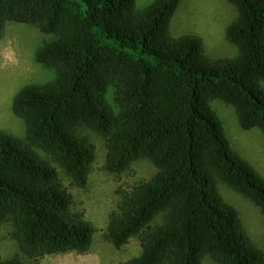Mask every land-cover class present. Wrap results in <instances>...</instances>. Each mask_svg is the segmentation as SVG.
<instances>
[{"label": "trees", "instance_id": "1", "mask_svg": "<svg viewBox=\"0 0 264 264\" xmlns=\"http://www.w3.org/2000/svg\"><path fill=\"white\" fill-rule=\"evenodd\" d=\"M180 1L139 10L134 0H0V38L7 24L52 37L34 56L52 79L11 103L24 138L0 130V227L10 223L28 261L91 247L92 225L71 212L55 167L33 152L84 188L94 160L79 134L85 128L105 142L104 170L120 175L146 159L157 171L117 189L102 238L116 250L137 238L140 250L120 264H201L204 256L264 264L217 189L223 182L264 215V182L231 149L209 107H234L241 129L264 135V0H224L235 12L225 31L237 49L232 59H211L199 37L169 35ZM0 264L31 263L16 255Z\"/></svg>", "mask_w": 264, "mask_h": 264}, {"label": "rangeland", "instance_id": "2", "mask_svg": "<svg viewBox=\"0 0 264 264\" xmlns=\"http://www.w3.org/2000/svg\"><path fill=\"white\" fill-rule=\"evenodd\" d=\"M135 6L143 10L155 0H134ZM235 12L224 0H181L172 18L169 35L178 38L185 35L199 37L203 41L205 54L211 59H232L237 49L225 41L226 28L233 22ZM52 39L36 27L7 24L0 38V130L22 141L25 126L12 113L13 97L28 86L40 85L52 79V73L35 62L36 51ZM264 89V83L261 84ZM108 100H112L111 90ZM212 111L219 119L231 149L246 161L264 182V135L259 130L241 129L234 107L220 100L210 101ZM81 136L88 138L94 150V160L89 166L88 181L84 188H75L56 163L48 156L32 148L42 160H47L58 172L63 188L72 198L71 212L89 222L93 227L92 244L85 253H67L44 256L38 261H28L19 253L17 244L11 239L10 223L0 227V258L3 261L19 255L31 264H120L139 254L137 238L116 250L102 238L110 212L118 202V188L129 189L132 185L149 180L156 168L149 160L131 163L126 172L116 175L104 170L105 142L90 130L82 128ZM31 149V150H32ZM223 201L236 210L248 237L264 252V215L249 200L235 193L226 184L217 182ZM201 264H215L204 256Z\"/></svg>", "mask_w": 264, "mask_h": 264}]
</instances>
